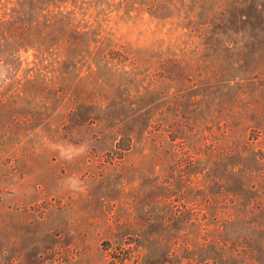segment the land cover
Here are the masks:
<instances>
[{
	"label": "rangeland",
	"instance_id": "rangeland-1",
	"mask_svg": "<svg viewBox=\"0 0 264 264\" xmlns=\"http://www.w3.org/2000/svg\"><path fill=\"white\" fill-rule=\"evenodd\" d=\"M19 1L0 0V264H264V0L182 24L147 11L175 0H65L91 48L43 57L15 48Z\"/></svg>",
	"mask_w": 264,
	"mask_h": 264
},
{
	"label": "trees",
	"instance_id": "trees-1",
	"mask_svg": "<svg viewBox=\"0 0 264 264\" xmlns=\"http://www.w3.org/2000/svg\"><path fill=\"white\" fill-rule=\"evenodd\" d=\"M30 1L32 2H30L29 8H25L22 0L19 1V7L15 10L16 21H14L13 32L16 50L31 48L36 57H43L52 48L57 50L61 56L70 54L72 50L78 51V53L89 51L91 48L89 43L95 37V32L89 24H85L86 20H84V24H80L77 21L78 18L75 19L74 11L64 5L63 1L65 0ZM203 6L211 7L204 14L206 19L221 17L228 20L230 9L252 7L259 10L260 2L257 0H175L174 14H168L165 9L155 7H149L147 11L151 16L164 20L168 16H170L169 18L173 17L175 21L177 19L176 22L182 24L195 21L198 17V10ZM246 18L248 15L245 13H240L238 16L239 21H246ZM0 23L7 24L8 21L1 20ZM259 34L264 33L258 31L257 28L254 33L250 32L246 35H249V38H254Z\"/></svg>",
	"mask_w": 264,
	"mask_h": 264
}]
</instances>
